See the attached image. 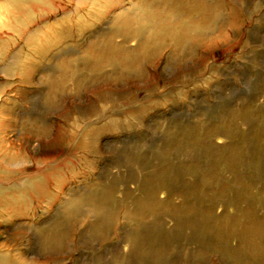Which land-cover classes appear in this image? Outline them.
I'll return each mask as SVG.
<instances>
[{"label":"rangeland","instance_id":"1","mask_svg":"<svg viewBox=\"0 0 264 264\" xmlns=\"http://www.w3.org/2000/svg\"><path fill=\"white\" fill-rule=\"evenodd\" d=\"M139 1L0 8V20L14 16L11 30L0 27V137L15 153L5 159L16 165L10 170L42 168L48 179L45 197L0 206L1 250L35 264L39 227L56 217L69 234L67 251L38 264H264V248L241 237L255 221L264 228V0H196L211 3L202 24L208 33L176 52L168 40L141 52L128 37L124 47L139 49L131 71L82 63L106 34L122 45L124 32L112 27L125 19L131 36L135 20L174 24L164 4ZM23 114L45 134L23 130ZM220 130L226 138L209 136ZM90 191L106 197L98 207L110 220L108 235L89 234L103 214L84 202L66 210Z\"/></svg>","mask_w":264,"mask_h":264},{"label":"bare ground","instance_id":"2","mask_svg":"<svg viewBox=\"0 0 264 264\" xmlns=\"http://www.w3.org/2000/svg\"><path fill=\"white\" fill-rule=\"evenodd\" d=\"M144 1H147V0H144ZM209 1L211 2V0H209ZM219 1H221V0H219ZM46 2H47V0H0V8H6V9L14 10L15 13L16 12L23 13V11H25V13H27V12H29L28 10L31 9L30 7L32 5H36V4L37 5H46ZM152 2L153 3L157 2V4L159 2V3L164 4V6L168 7L169 8V12H168L169 15H172L173 17H175L174 24L169 26L167 24L165 25V24L160 23L158 21L149 27L148 22H147V24L146 23L142 24V23L137 22V20H135L134 22H136V27L133 28L134 30L132 29L133 33L131 36L130 35V31H131L130 27L133 23H132V21L130 22L128 19H125L121 22V25L119 27H115V28L112 27L115 31H117V34H116L117 36H118V33H121L122 31L124 32V35L120 34V36H124V37L120 38V41L123 38L122 45L121 44L118 45L117 43H114L115 41L112 40L113 37L110 35L112 37V38H110L109 36H107L106 33H104V34H106L105 37L107 39H105L104 41L101 40L102 42H100L97 46H94L95 44L91 43L90 49H88V51L84 55L81 56V58L84 62L80 61L81 59H78V62H82V63L87 64V61H90L93 59V62H95V64H97L96 67H98L101 64L103 65V63H104V65L107 64L111 68L120 69L121 72L124 70H126L127 72L131 71L129 68L134 67V60H135V58L137 59L136 55H137V51L139 49L137 50V46H136V50H134L135 47L134 48L124 47L125 43L127 42L126 40L128 37H132L133 39H136L138 41V44L140 45V46L139 45L138 46L141 49V52H142V50H145L148 45L149 46L153 45L152 46L153 48H157L158 45L160 47V44L161 43L164 44L167 40H168V42H170L169 44L174 45V48L172 45V48H173L172 51L176 52L177 50H179L178 46L181 43H183V41L189 42V40H191L196 34L201 33L205 30L204 29L205 26H203L202 24H204V22L206 20L205 16L207 15V13L208 14L211 13V12L209 13L208 12L209 10L207 9V8L211 7L210 6L211 3H209V5L207 4L209 7L206 8V6L200 5V4H203L204 2L199 3V2H196V0H151V2L149 1L148 4H151ZM154 4H156V3H154ZM214 4L217 5V3H213V5ZM141 7L142 6H140L139 8H141ZM149 7L150 6H148L147 9ZM213 8H214V6L212 7V12H214ZM216 9L217 8H215V11H216ZM210 10H211V8H210ZM152 11H155V10L152 9ZM167 15L168 14H166V16ZM120 19H122V18H120ZM5 20H8V21L4 22V19L0 20V27L1 28L6 27L7 29L11 30L10 25L13 24L14 16L13 17L12 16L6 17ZM236 21L238 22L239 20L236 19ZM119 22H120V20L118 22L116 21L115 24H117ZM207 25H208V23H207ZM114 26H116V25H114ZM147 27L150 28L148 31V34H147V36H143V34L146 33V31H147ZM207 27L210 28V26H207ZM115 31H114V33H115ZM110 32L111 31H109V33ZM128 32H129V34H128ZM205 32H207V30H205L204 33ZM113 35H115V34H113ZM194 41H195V39H194ZM128 43H129V41H128ZM185 43L186 42H184V44ZM164 45H166V44H164ZM188 45L189 44H187V46ZM154 46H156V47H154ZM152 47L148 48V49L149 50H151V49L155 50ZM162 47L163 46H161V49H162ZM169 48H171V47H169ZM149 50L146 49V51H149ZM181 50H183V49H181ZM192 50H194V49L192 48ZM190 51H191V49L189 50L188 53H190ZM141 52H139V53H141ZM155 52H157V51H155ZM144 53H146V52L143 51V54ZM193 53L196 54L195 52H193ZM148 54H150V52H148ZM152 54H150V55H152ZM145 55L147 57V53ZM170 55L175 56L178 54H175V55L170 54ZM143 57L145 58V56H143ZM30 67H31V65L29 66L28 64L23 65V69L26 68L27 71H28V68L30 69ZM136 68H138V67H136ZM56 70H57V68H56ZM132 70H134V68ZM1 71H3V69ZM5 71H7V68L5 69ZM53 72L55 73V70ZM93 72H94V70H93ZM136 72H137V69H136ZM24 74L22 75L21 81H23L25 83L26 81H28V77H27V74H25V75ZM58 79H59V77L57 78V80ZM52 80H50L49 78L47 80L48 84H50L49 89L55 90V86L58 85V83H57V80L56 81H52ZM56 89H58L57 86H56ZM50 91L47 90V94H49ZM50 95H52L51 92H50ZM2 110H4V109H1V111ZM37 113L38 112H33L34 115H38ZM22 117L20 119L21 120L20 125H21V128L23 130L29 131L30 133H33L36 131L37 136L45 134L46 130H44L43 128L41 129V128H32L31 127V125L33 126V121L30 119L29 115L25 116L23 114ZM34 121L35 122L36 121L41 122L42 118H40V116H39ZM8 128H9V126L6 129H8ZM3 129L4 128L2 127V123L0 122V134L3 132ZM220 131L218 133L210 134L209 136H214V137L219 136V137L226 138L227 137L226 131L225 130L224 131L220 130ZM16 142H18V140ZM9 147L10 146L6 145L5 139L0 137V206L2 205L1 207H5L4 205L10 206V205H17V204H30L31 201H36V200H39L40 198L45 197V194H47V192H48V190H47L48 179L45 178L46 170H45V173H44V170H42V168L39 171H33L31 169L29 170V168H28L29 166L27 168L23 167L19 171L18 170H10L8 167L14 168V167H16V165L15 164L10 165L11 163L7 162V159H5V158H8L10 160V158H14V156H15V153L13 151H11V149ZM47 173H48V169H47ZM225 187L226 188H233V187H228V186H225ZM239 187L240 186L238 185V188ZM90 192H91V194L88 192L87 195H85L84 197H77V198H75L76 200L74 199V201L71 199V202L72 201L73 202L71 204L69 203L68 204L69 207L67 209L66 208L65 209L68 211V209L71 206L72 208H70V209L72 210V213H73V211H75L79 207V205H81L82 202H84L85 205L88 206L87 207L88 212L94 213L97 216H99V215L101 216V214H103V212L99 211L100 208L98 207V205L100 204V199H98V198L103 197V195L101 194L100 196H98L96 194V192H92V191H90ZM224 192H225L224 189L219 190V192H217V196L221 195L222 199L225 200L226 198L224 197V194H222ZM236 196H237V198L242 199V194L240 195V193H239ZM103 198H106V197L104 196ZM218 205L221 206V205H225V204L222 203V204H218ZM79 211H80V209H79ZM72 213H70L71 216L73 218L76 217ZM76 214H77V212H76ZM79 214H81V213H79ZM103 215L100 218H98L97 220L92 221V223H90V226L88 227V232L90 235H92V234H94V235L99 234L100 236H102L104 234L108 235L106 228L108 225V221L110 223V220H109V218H107L106 215H104L105 217ZM55 218L56 217H54L52 221L47 222L46 225L39 227V233L37 234V242H36L38 244V248H39V250H38L39 256L36 257V259L32 258L30 260L31 262H34L35 264L40 263V262H38V260L41 259L46 254L60 253L61 251H67V247H66L67 245L65 247H62V246H63V242L66 240V238L69 236V234L67 233V230H65L63 222L58 220V219H55ZM73 218H71V219H73ZM255 222L256 223H254L253 225L245 227L243 229L245 232L241 231V233L243 232L241 234V237L244 239L245 238L244 233H246V235L248 234L246 236L248 238L246 241L248 242L249 246H251V247L255 246V248H257V249H259L258 247H260L261 249H263L264 248V228H263L262 224L259 225L257 223V221H255ZM138 223H140V222L138 221ZM122 242L124 244H129L130 246L133 244L132 239L130 237H127V236L123 237ZM64 244H65V242H64ZM0 264H19V262H18V260L13 258L10 255V253H8L6 251H2L1 247H0Z\"/></svg>","mask_w":264,"mask_h":264}]
</instances>
